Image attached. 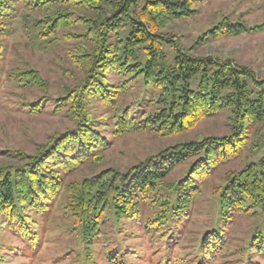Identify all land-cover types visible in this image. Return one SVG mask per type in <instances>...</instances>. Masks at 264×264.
<instances>
[{
	"label": "trees",
	"instance_id": "1",
	"mask_svg": "<svg viewBox=\"0 0 264 264\" xmlns=\"http://www.w3.org/2000/svg\"><path fill=\"white\" fill-rule=\"evenodd\" d=\"M207 1L211 0H0V82L2 39L17 24L44 47L58 41L61 29L79 24L84 28L82 33L64 35L80 43L72 57L84 75L54 100V111L64 109L74 125L51 136L33 154L14 151L18 162L0 167L2 222L34 240L35 218L48 212L64 188V213L71 218L72 230L87 243L101 237L109 216L117 223L124 219L139 223L145 206L154 210L145 223L147 229L167 230L169 223L189 217L200 185L217 166L250 151L256 158L226 172L223 184L214 190L216 220L200 236L193 264H211L237 218L246 215H262L245 249L264 257V78L230 60L195 56L193 47L181 46L162 31L167 22L191 17L196 13L194 4ZM262 31L264 21L250 26L224 17L195 45ZM112 74L119 81L110 82ZM5 76L19 87L47 88V81L34 69L10 70ZM132 81L152 90L147 101L152 111L117 107L118 97ZM41 98L26 103V110L38 113L45 97ZM92 101L110 112L115 137L139 131L161 137L183 134L222 111L229 113V129L221 136L168 145L125 171L107 167L66 182L65 176L84 162H101L108 144L88 110ZM187 161L180 179L164 182Z\"/></svg>",
	"mask_w": 264,
	"mask_h": 264
},
{
	"label": "rangeland",
	"instance_id": "2",
	"mask_svg": "<svg viewBox=\"0 0 264 264\" xmlns=\"http://www.w3.org/2000/svg\"><path fill=\"white\" fill-rule=\"evenodd\" d=\"M196 13L189 18L172 20L163 25L168 38H175L183 47H193L195 56L219 57L253 71L264 78V31L223 36L195 45L197 38L227 17L247 25L264 21V0H211L194 4ZM84 31L82 25L58 31V41L44 47L33 40L29 32L17 24L9 36L2 39L5 53L1 60L4 74L0 82V167L18 162L14 151L34 153L53 135L70 129L74 121L65 110L54 111V100L67 88L73 87L84 72L73 62L72 55L81 46L69 33ZM165 49L168 48L165 47ZM169 52V51H168ZM25 69L37 70L47 81L46 89L19 87L7 80L5 74ZM110 82L119 77L112 74ZM153 92L140 81H132L128 90L117 99V107L152 111L147 101ZM41 101L38 113L26 110V103ZM137 107H135V105ZM98 130L108 142L99 163L84 162L65 176L66 182L79 181L101 169L113 167L125 171L148 155L177 142L198 141L206 136H221L228 132L227 111L198 122L183 134L161 137L152 132H130L119 137L111 134V115L106 106L92 101L88 107ZM256 155L245 151L239 157L217 166L200 185L190 209L189 217L168 224V229H147L146 221L154 212L149 206L142 209L139 223L122 220L117 223L108 217L100 238L87 243L72 230L71 218L64 213V188L53 200L47 213L36 217L34 240L22 237L0 217V264H193L198 256L197 244L204 231L216 220L217 198L214 190L223 184L225 173L238 170ZM190 161L176 166L164 179L170 183L180 179ZM261 214L237 218L228 232L222 251L211 264H264V257L246 252L254 228L261 222Z\"/></svg>",
	"mask_w": 264,
	"mask_h": 264
}]
</instances>
